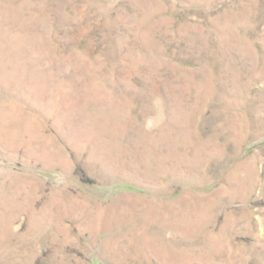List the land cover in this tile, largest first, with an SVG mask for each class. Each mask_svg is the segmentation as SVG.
Returning a JSON list of instances; mask_svg holds the SVG:
<instances>
[{"label": "rangeland", "instance_id": "obj_1", "mask_svg": "<svg viewBox=\"0 0 264 264\" xmlns=\"http://www.w3.org/2000/svg\"><path fill=\"white\" fill-rule=\"evenodd\" d=\"M0 264H264V0H0Z\"/></svg>", "mask_w": 264, "mask_h": 264}]
</instances>
